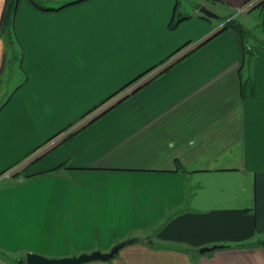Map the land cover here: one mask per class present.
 <instances>
[{
  "label": "crops",
  "instance_id": "obj_1",
  "mask_svg": "<svg viewBox=\"0 0 264 264\" xmlns=\"http://www.w3.org/2000/svg\"><path fill=\"white\" fill-rule=\"evenodd\" d=\"M196 1L18 0L0 35V174L19 165L0 180V264L129 239L82 264H264V54L243 97L239 36L202 42L249 0Z\"/></svg>",
  "mask_w": 264,
  "mask_h": 264
},
{
  "label": "trees",
  "instance_id": "obj_2",
  "mask_svg": "<svg viewBox=\"0 0 264 264\" xmlns=\"http://www.w3.org/2000/svg\"><path fill=\"white\" fill-rule=\"evenodd\" d=\"M28 1L31 4H33L34 6H36L37 8L42 9V10H59V9L63 8L64 6L68 5V4H72V3H75V2H78V1H81V0L67 1V2H64V3L60 4L57 7H47L46 6L47 4H45V3H48L47 2L48 0H28ZM17 3H18V0H5L4 6H3V10H2V13H1V18H0V35L5 37L7 39V42H10V43L13 42V38H12V24H13L14 15H15V12H16ZM256 8H259L261 10V12H262V23L261 24H262V26L264 28V0H260L258 3L254 4V6L251 7L248 11H251V10L256 9ZM203 17L207 19L206 16L203 15ZM180 21H181V19L178 18L175 22H171L170 28L174 29ZM224 29L233 30L240 38L241 49H242V58H241L242 62H241V67L238 70V77H239V82H240V90H241V94H242L243 97L252 96L254 94L252 74H251V72H249V73L247 72V74L243 72V69H244V66H245L244 65L245 56H249V58L247 60L248 64H249L248 66H250V64L252 65V63L255 60V56L253 55L252 50L249 49V48H246V46H245V37L246 36H250V32L245 30L240 24L235 23L233 21V19L231 18V19L226 20L222 24V26L217 29L216 32H214L209 38L204 40L202 43H204L205 41H207L211 37L217 35L219 32H221ZM186 44H184L181 47H179L174 53H176L179 50H181ZM261 47L264 48V41L261 43ZM174 53H172V54H174ZM172 54L170 56H172ZM170 56H168L167 58L163 59L159 63L155 64L153 67L149 68L147 71L141 73L140 75H138L137 77H135L134 79H132L131 81L126 83L118 91L113 93L111 96L107 97L105 100H103L99 105L95 106L89 112H91L92 110L96 109L98 106H100L101 104H103L104 102L109 100V98L113 97L114 95L120 94V92H122V91L124 92L126 90V88H128L129 86L134 85V83L137 82L138 80H140L146 73L150 72L155 67H158V65L163 64L164 62H166L170 58ZM170 65L166 66L164 69L168 68ZM145 83L146 82H144V83H142L140 85L137 84L135 86H132L133 88H132L131 92L132 93L136 92ZM127 97H128V94L122 95L120 97V99L118 100V102L123 100V99H125V98H127ZM87 114H89V113H86L85 115H87ZM135 241H137V239H129V240L125 241V244H129V243H132V242H135ZM261 244L264 245V241L261 242Z\"/></svg>",
  "mask_w": 264,
  "mask_h": 264
},
{
  "label": "rangeland",
  "instance_id": "obj_3",
  "mask_svg": "<svg viewBox=\"0 0 264 264\" xmlns=\"http://www.w3.org/2000/svg\"><path fill=\"white\" fill-rule=\"evenodd\" d=\"M200 1H205V0H200ZM196 1L195 3H193V0H180V6H185V11H190L193 8L198 7V4ZM45 4H50V3H45ZM205 9V7H203ZM210 8V7H208ZM231 17H229L230 13H227L225 11H219L218 14V18H214V24L216 25H222L226 20L228 19H233V21L235 23H244L246 29L250 32V36H246L245 37V46L246 48H249L252 50L253 55L255 56V60L256 57L258 56V54L263 53L264 54V48L261 47V43L264 41V28L262 26V12L259 8L253 9L251 11L248 12H237V11H231ZM202 17L207 16V13L202 11L200 14ZM213 18H211L210 16L208 17L207 20H212ZM215 26V25H214ZM212 26V27H214ZM186 42V41H185ZM188 43V42H186ZM185 43V44H186ZM183 44V43H182ZM181 44V46H182ZM248 58L249 56H245V61H244V69L243 72L247 74V72H251V68L252 65L250 64V66H248ZM154 64V63H152ZM149 68V67H147ZM11 70H13L14 72H16V74L11 76V83L16 82L17 80L21 79V75L19 73V69H18V62H12L11 63ZM146 70V69H144ZM136 76V75H135ZM138 76V75H137ZM133 78V77H132ZM131 78V79H132ZM135 78V77H134ZM130 80V79H129ZM126 84V83H125Z\"/></svg>",
  "mask_w": 264,
  "mask_h": 264
},
{
  "label": "water",
  "instance_id": "obj_4",
  "mask_svg": "<svg viewBox=\"0 0 264 264\" xmlns=\"http://www.w3.org/2000/svg\"><path fill=\"white\" fill-rule=\"evenodd\" d=\"M125 245V242L119 243L113 246L110 251L106 253H100L98 251H92L90 253H82L74 257H62V258H49L36 253H27L25 256L26 264H82L94 260L106 261L115 256L119 249ZM220 245H213L211 247H201L199 252L212 250Z\"/></svg>",
  "mask_w": 264,
  "mask_h": 264
},
{
  "label": "built area",
  "instance_id": "obj_5",
  "mask_svg": "<svg viewBox=\"0 0 264 264\" xmlns=\"http://www.w3.org/2000/svg\"><path fill=\"white\" fill-rule=\"evenodd\" d=\"M260 0H249L248 3H246L245 5H243L242 7H239L237 9V12H246L248 11L251 7L254 6V4L258 3ZM140 85V84H139ZM138 85V86H139ZM135 86V85H134ZM133 88V87H132ZM132 90V89H131ZM126 92V90L124 92L121 93V95L119 96V98ZM69 131H66V133H68ZM19 169V165H13L12 167L6 169L5 171H3L0 174V180L2 179H10L15 172H17V170Z\"/></svg>",
  "mask_w": 264,
  "mask_h": 264
}]
</instances>
